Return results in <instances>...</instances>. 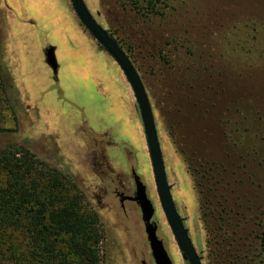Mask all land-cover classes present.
<instances>
[{
  "label": "rangeland",
  "instance_id": "rangeland-1",
  "mask_svg": "<svg viewBox=\"0 0 264 264\" xmlns=\"http://www.w3.org/2000/svg\"><path fill=\"white\" fill-rule=\"evenodd\" d=\"M135 67L171 196L202 264H264V0H83ZM54 49L58 81L46 62ZM26 56V59H23ZM0 146L69 175L104 230L101 264H154L138 211L124 220L110 180L144 183L173 262L139 109L118 65L69 0H0Z\"/></svg>",
  "mask_w": 264,
  "mask_h": 264
},
{
  "label": "trees",
  "instance_id": "trees-1",
  "mask_svg": "<svg viewBox=\"0 0 264 264\" xmlns=\"http://www.w3.org/2000/svg\"><path fill=\"white\" fill-rule=\"evenodd\" d=\"M133 1L157 15L167 0ZM52 76L57 82V70ZM84 200L69 175L29 149L0 146V264H101L103 225ZM261 244L264 252V231Z\"/></svg>",
  "mask_w": 264,
  "mask_h": 264
},
{
  "label": "water",
  "instance_id": "water-1",
  "mask_svg": "<svg viewBox=\"0 0 264 264\" xmlns=\"http://www.w3.org/2000/svg\"><path fill=\"white\" fill-rule=\"evenodd\" d=\"M71 7L85 30L102 47V49L113 59L125 76L132 93L135 97L146 139L148 155L151 163L152 174L155 188L159 199L160 207L164 217L174 237L175 243L188 264H202L195 248L188 236L183 222L177 213L173 202L170 186L164 168L162 153L155 127L154 117L150 102L143 86V83L119 45L110 37V35L97 23L91 13L88 11L83 0H69ZM46 62L51 70H57V61L54 49L47 48ZM136 185V199L146 226L149 246L155 264H172L162 240L157 236V225L152 223L155 213L154 207L149 200L144 184L133 172Z\"/></svg>",
  "mask_w": 264,
  "mask_h": 264
},
{
  "label": "flooded vegetation",
  "instance_id": "flooded-vegetation-1",
  "mask_svg": "<svg viewBox=\"0 0 264 264\" xmlns=\"http://www.w3.org/2000/svg\"><path fill=\"white\" fill-rule=\"evenodd\" d=\"M128 171H129V179H126L125 183H122L119 179H116V181L114 179L110 180V184L108 186V187H110L109 194L117 206V211H118L119 215L124 220H128L130 218V214L133 211H138L140 213L141 219L143 220V217H142L141 211H140V207H139L138 203L135 201V199H136V185H135L134 176H133V172H135V174L137 175L135 167L132 164H129V170ZM137 177L141 181V179L139 178L138 175H137ZM151 222L156 224L153 221V219ZM143 223H144V221H143ZM144 225H145V223H144ZM145 228H146V226H145ZM157 236L160 240H162L158 235V226H157ZM162 242H163L165 250L167 252L164 240H162ZM167 254H168V252H167ZM151 255H152V252H151ZM168 256H169V254H168ZM152 258H153V256H152ZM169 258H170V256H169ZM153 261H154V259H153ZM154 264H155V262H154ZM172 264H173V262H172Z\"/></svg>",
  "mask_w": 264,
  "mask_h": 264
},
{
  "label": "bare ground",
  "instance_id": "bare-ground-1",
  "mask_svg": "<svg viewBox=\"0 0 264 264\" xmlns=\"http://www.w3.org/2000/svg\"><path fill=\"white\" fill-rule=\"evenodd\" d=\"M171 252H172V258H175V260H176V263L175 264H179V261H178V257H177V255L175 254V252H174V250H173V248L171 247Z\"/></svg>",
  "mask_w": 264,
  "mask_h": 264
},
{
  "label": "crops",
  "instance_id": "crops-1",
  "mask_svg": "<svg viewBox=\"0 0 264 264\" xmlns=\"http://www.w3.org/2000/svg\"><path fill=\"white\" fill-rule=\"evenodd\" d=\"M23 59H26L27 60L26 56H23Z\"/></svg>",
  "mask_w": 264,
  "mask_h": 264
}]
</instances>
